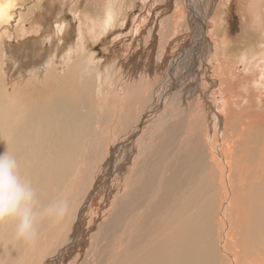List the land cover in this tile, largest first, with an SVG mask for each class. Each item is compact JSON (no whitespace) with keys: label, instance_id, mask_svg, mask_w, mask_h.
I'll return each instance as SVG.
<instances>
[{"label":"bare ground","instance_id":"obj_1","mask_svg":"<svg viewBox=\"0 0 264 264\" xmlns=\"http://www.w3.org/2000/svg\"><path fill=\"white\" fill-rule=\"evenodd\" d=\"M13 3H0V32L11 18ZM186 4L193 31L187 48L161 75L160 62L153 64L155 77L140 85L144 92L136 104L129 100L134 78L146 66L143 50L132 65L119 64L114 72L102 70L104 66L92 70L94 60L87 55L89 23L87 31L84 24L76 29L78 36L71 44L68 21L49 27L43 41L37 38L30 45L25 39V50L13 48L12 42L10 47L7 38L1 41L0 68L12 63L9 74L20 72L27 84L9 93V100H0V153L8 150L16 155L41 206L60 198L70 204L69 214L57 226L51 219L40 223L35 243L15 238V254L20 256L13 261L16 264L37 260L47 240L39 264L60 257L55 260L59 264H264V49L252 61H263L256 65L262 70L244 72L247 81L240 77L236 86L233 81L223 83L220 76L210 79L212 51L227 56L225 63L230 42L223 41L226 45L221 47L220 34L207 38L209 0ZM263 5L264 0L249 5L259 29L264 23ZM124 8H119L122 15ZM223 10L216 19L223 18ZM112 13L114 19L119 11ZM105 18L108 24L110 17ZM106 72L111 73L106 77ZM57 78L60 85L54 82ZM103 83L120 104L115 112L103 101ZM54 86H60L59 93H53ZM216 93L221 94L219 105L210 100ZM188 110L196 114L194 118L188 117ZM216 176L223 194L221 204L212 208L213 200L207 197L217 186ZM6 225L0 226L1 233ZM74 231L81 232L76 240Z\"/></svg>","mask_w":264,"mask_h":264},{"label":"rangeland","instance_id":"obj_2","mask_svg":"<svg viewBox=\"0 0 264 264\" xmlns=\"http://www.w3.org/2000/svg\"><path fill=\"white\" fill-rule=\"evenodd\" d=\"M187 1L188 0H75V1L74 0H70V1L69 0H14L13 5L9 8V14L11 18L8 22L4 23V26H2L3 30L0 32V48L2 44L1 41L7 38L8 40L7 42L10 47L12 45L9 42H12L13 44L15 43L13 45V48L16 49L22 48L25 50L28 47L24 43L25 39L28 40L30 39L29 42H32L29 43L30 45H33L37 38L38 40L43 41L44 39L42 38L43 37L45 38V36L47 37L48 35L47 30H49V27L57 24H63L64 22L67 23V21L70 22L69 27L72 29L70 33L73 32L68 37L69 39L68 43L71 44L72 42L76 41L75 37L78 36V32H77L78 28H80L84 24L85 30L87 31L86 26L89 23L90 24L89 26L91 28V33H89L91 35V38L89 39L91 43V49L89 52L90 54L88 53L87 55L89 56L88 57L89 59L94 60L93 64H91L90 67L92 70L97 71L98 68L104 66L102 70L106 67L105 70H110V71L113 70L112 72H114L115 67H117L119 64H125L126 66L132 65L134 63V60L135 61L140 60V54L138 53H141L143 50L144 58L142 59V62L145 63L146 66H144L141 72H139V75L134 78L133 82H135L134 84L137 86L136 88L135 85L133 86V90H132L133 92L131 93V97H130L131 99L129 100V103L136 104L141 99V96H143L141 95L144 92L141 91L142 86L143 85L146 86L149 83L148 81H150L152 78L155 77V72L153 73V68L154 70L156 69L153 64H155L157 60L160 62V65L158 67V74L161 75L164 70H168L167 67L171 63V61L178 54L183 53L187 48L188 45L187 42L190 40V38L193 35V31L191 30V26H190L192 18L189 15L188 7L186 4ZM252 1L253 0H214V3H211V1L209 0L208 15H207L208 20L206 22V30H205L207 38L209 39L215 37L218 38L220 34V37L218 39L220 40L221 47L222 46L224 47L226 45L222 43L225 40L230 42V46H231V47L229 46L230 47L228 52L229 55L227 54L228 61H226L225 63L223 60H225L227 56L222 54L221 51H217L216 49L212 51V57L209 59L213 67L212 72H210L208 75L210 79L215 80L217 76H220L222 78L223 83L229 84L230 82L232 83L233 81V85L236 84V86H238L237 82L239 81L241 82V80L247 81L246 78L248 79V76L244 72L249 73L250 71L248 70L250 69L251 71L262 70L260 67L257 68L258 66L256 65H258L259 63L262 64L263 61L260 60L257 61L258 64L257 62L252 63L253 58H258L257 56H260L262 54V50L264 49V38H263L264 31H262L264 29V23H262L261 29H259L253 23L254 20L250 17V12L252 11L249 7V5L251 6ZM69 2L72 4H69ZM0 3L5 4L6 0H0ZM75 3L77 4L74 6ZM121 6H125L123 10L125 11L124 15H122L121 10L119 9ZM254 7L256 10L259 8V6L256 4L254 5ZM221 8L222 9L225 8V11L223 10V13H226V14H222L224 15L222 18L223 24H222V19L220 18H217L218 20L216 19L218 12ZM180 9L182 11L181 15H179ZM117 10L119 11L118 16H116L114 19H111V16L113 14L112 11H117ZM44 13L46 17H43ZM262 13L264 20V5H263ZM220 15L221 14H219L218 17ZM108 16L110 17V21L107 24L108 20L105 17ZM257 16L260 17L261 13L258 12ZM75 17L78 18L77 20L78 22L75 20ZM81 20L83 21V23ZM40 21H41L40 23L41 26L39 24ZM107 25L108 27L106 28ZM74 30L76 31V33ZM138 30L142 32L141 34H145L144 37H141V35L140 36L137 35ZM46 31L47 33H43ZM253 47L255 48L252 51ZM45 48H48V46ZM173 50L174 52H172ZM170 51L172 53H170ZM33 56L34 59L37 60V54L35 53ZM221 56H223V58ZM246 56L249 57V59H245ZM163 59L169 60V62L165 63ZM237 59H239V61H236ZM242 59L248 62L247 65L243 62L241 63ZM9 65L11 66L12 63H10ZM8 67L6 69L3 67L0 68V100H3L4 98L6 101L9 100V96H8L9 93H15L14 89L17 90V87L27 84V81H25V78L20 74V72L9 74ZM14 67L17 68L18 65L14 63ZM243 68L245 69L244 71ZM148 72H150L151 75ZM231 72L234 73L232 74ZM110 73L111 72H109V74ZM105 74L106 77L109 75L108 72H106ZM152 75L153 77L151 78ZM243 76L244 77L247 76V77L244 78ZM250 77L252 78L253 76H249V81L251 82ZM148 78L149 80L146 82L145 80H147ZM238 78H240L241 80H239ZM10 80L13 81V84L16 83L18 84L20 83V84L19 85L17 84L16 86L5 84ZM54 82L56 83V85H60L61 83L59 78H57ZM141 82H143L144 84ZM69 85L71 87L76 86L75 83ZM4 87L5 89H3ZM56 87L57 86H54L55 88V91L53 92L54 94L59 93L58 91L60 86H58V88ZM102 87L104 88L101 89V92L103 94L102 95L103 101L106 99V102L112 105L111 108L112 112H115L116 109L119 108L120 104L119 103L117 104V102L113 99L110 90L106 89L105 83H103ZM54 88L51 90H54ZM220 96H221L220 93H216L215 95L211 96L210 100L213 101L211 103L219 105ZM134 99L136 102L134 101ZM147 107L153 109L152 106L150 105ZM187 114L189 118L190 116L194 118L196 115L195 113H191L190 110H188ZM95 122L96 121H94V123ZM202 122H203L202 118L200 120H197L198 128H200ZM208 172L209 173L211 172L212 176L216 175V173L212 172L211 170ZM214 180L217 186L214 187L211 196L207 197L208 199L214 201V202L211 201L212 208H216L221 204L222 194H223L222 189L220 188V186H218L220 182V178L216 176V179L214 178ZM248 182L250 184V180ZM217 192L220 193L217 194ZM248 192H249V188L247 190V193ZM216 195L219 196L215 199ZM50 223L51 224L54 223L56 225L57 221L54 220L53 222V220H51ZM77 224H79V221L77 222ZM5 228L8 229L9 231H7ZM5 228L2 230V233L0 231L1 233L0 241L4 240L3 239L5 236L4 234H6L7 232L8 233L10 232V234L11 233L12 234L10 236V234L7 233L8 235L6 234V239L4 240V242L0 243L1 245L0 264H5L6 261L9 260H12L13 262L17 257L20 258L19 255L16 257L17 254L16 247L18 244L17 241L18 239L15 236L13 237V235H15L13 234L14 230L11 225L10 226L6 225ZM45 233H47L48 235L50 234L48 229ZM80 233L74 231L72 238L77 236L75 237L76 240L79 237ZM15 238L17 240H15ZM7 239L9 241H6ZM43 239H44V235L42 236L41 240ZM13 240L17 241V243L15 242L16 243L15 246ZM75 240H72V244L74 245V248L76 247V243L73 242ZM42 243H43L42 246L40 248L38 247L39 251L36 256L37 260H33L31 264H39L44 259L45 257L44 254H46V248L49 246L50 240L44 241ZM3 244L5 245V247L4 246L2 247ZM12 246H14L15 248H13ZM6 247H7V251H6ZM61 251H69V250H61ZM73 254L74 253H72V256ZM60 259L61 257L58 258L57 261ZM55 260L49 263L59 264ZM71 260L72 259H69L68 262H70ZM19 261L21 263L22 261H24V258L22 260L19 259ZM13 264L16 263L13 262ZM22 264L24 263L22 262ZM27 264H29L28 260H27Z\"/></svg>","mask_w":264,"mask_h":264},{"label":"clouds","instance_id":"obj_3","mask_svg":"<svg viewBox=\"0 0 264 264\" xmlns=\"http://www.w3.org/2000/svg\"><path fill=\"white\" fill-rule=\"evenodd\" d=\"M69 212L70 204L63 198L41 206L36 189L21 173L16 155L8 150L0 153V226L11 225L18 240L33 244L41 222H58Z\"/></svg>","mask_w":264,"mask_h":264},{"label":"flooded vegetation","instance_id":"obj_4","mask_svg":"<svg viewBox=\"0 0 264 264\" xmlns=\"http://www.w3.org/2000/svg\"><path fill=\"white\" fill-rule=\"evenodd\" d=\"M222 9V8H221Z\"/></svg>","mask_w":264,"mask_h":264}]
</instances>
